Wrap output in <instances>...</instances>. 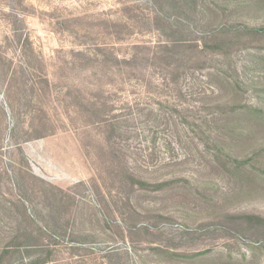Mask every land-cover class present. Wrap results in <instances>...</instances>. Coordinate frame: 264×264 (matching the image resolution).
<instances>
[{
    "label": "rangeland",
    "instance_id": "rangeland-1",
    "mask_svg": "<svg viewBox=\"0 0 264 264\" xmlns=\"http://www.w3.org/2000/svg\"><path fill=\"white\" fill-rule=\"evenodd\" d=\"M239 215L264 0H0V264H264Z\"/></svg>",
    "mask_w": 264,
    "mask_h": 264
},
{
    "label": "trees",
    "instance_id": "trees-1",
    "mask_svg": "<svg viewBox=\"0 0 264 264\" xmlns=\"http://www.w3.org/2000/svg\"><path fill=\"white\" fill-rule=\"evenodd\" d=\"M252 31L256 32V33H262V30H258V29H253ZM206 45V42L204 43V46ZM82 104H87V102H83ZM90 106V105H89ZM250 109H253L252 107L248 106ZM259 111V110H258ZM261 114H263V112L261 111ZM93 115L96 117V118H101L103 115H104V111H102L101 109L99 108H96L95 106H93ZM227 220L231 219V220H234V221H237V220H246L247 222L249 223H252L254 225V227H256V225H258L259 227L263 226L262 228V231H264V219L258 217V216H246V215H243V216H231V217H226ZM239 223V222H238ZM257 228V227H256ZM263 245V248H264V244Z\"/></svg>",
    "mask_w": 264,
    "mask_h": 264
}]
</instances>
